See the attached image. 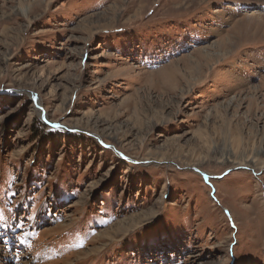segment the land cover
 I'll return each mask as SVG.
<instances>
[{
    "label": "rangeland",
    "instance_id": "374dc122",
    "mask_svg": "<svg viewBox=\"0 0 264 264\" xmlns=\"http://www.w3.org/2000/svg\"><path fill=\"white\" fill-rule=\"evenodd\" d=\"M0 264H264V0H0Z\"/></svg>",
    "mask_w": 264,
    "mask_h": 264
},
{
    "label": "bare ground",
    "instance_id": "6f19581e",
    "mask_svg": "<svg viewBox=\"0 0 264 264\" xmlns=\"http://www.w3.org/2000/svg\"><path fill=\"white\" fill-rule=\"evenodd\" d=\"M22 11H23V10H22ZM22 11H21V12H22ZM223 43H224V42H223ZM224 44H225V43H224ZM202 60H203V59H202Z\"/></svg>",
    "mask_w": 264,
    "mask_h": 264
}]
</instances>
